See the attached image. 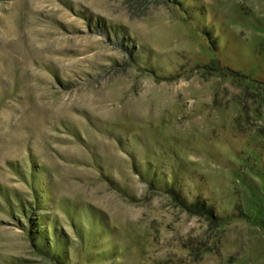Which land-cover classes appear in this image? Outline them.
<instances>
[{
	"label": "rangeland",
	"instance_id": "obj_1",
	"mask_svg": "<svg viewBox=\"0 0 264 264\" xmlns=\"http://www.w3.org/2000/svg\"><path fill=\"white\" fill-rule=\"evenodd\" d=\"M55 241L264 264V0H0V264Z\"/></svg>",
	"mask_w": 264,
	"mask_h": 264
},
{
	"label": "trees",
	"instance_id": "obj_2",
	"mask_svg": "<svg viewBox=\"0 0 264 264\" xmlns=\"http://www.w3.org/2000/svg\"><path fill=\"white\" fill-rule=\"evenodd\" d=\"M211 63H213V65L216 64L215 61H212ZM216 66L218 67V65ZM171 193L173 195L171 196L176 201V203L188 213L207 217L208 219H211V222L212 221L219 222V224H222L221 222L224 221L222 217L217 216L214 206L211 204H207L204 198L199 197V198H196V200L192 202H186V201L180 200L176 194H173V192ZM41 222H42V217L39 218V221L33 220L32 223H34V225L37 226V225H40ZM35 226L33 227L35 228ZM54 232H57V231H54ZM28 233L29 234H48L47 230H45L44 228L31 230V232H28ZM31 239L33 240L32 237ZM38 239H39V241L37 240L38 242L43 241L42 238L40 237ZM45 239L48 242V237ZM47 242L45 245L47 250H45V252H42V253L39 252L38 255H40L43 258L48 259L50 262H54L55 264H61L63 261L62 259L65 258V251H64L65 246H63L62 244L59 245L56 241L52 242L53 244H49Z\"/></svg>",
	"mask_w": 264,
	"mask_h": 264
}]
</instances>
